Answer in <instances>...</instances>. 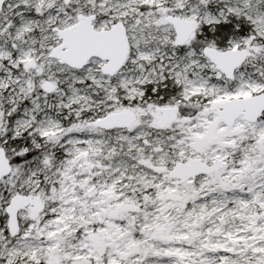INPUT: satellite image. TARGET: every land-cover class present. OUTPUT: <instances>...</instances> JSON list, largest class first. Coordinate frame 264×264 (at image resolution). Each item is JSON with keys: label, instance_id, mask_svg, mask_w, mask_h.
<instances>
[{"label": "snow or ice", "instance_id": "6c2138e0", "mask_svg": "<svg viewBox=\"0 0 264 264\" xmlns=\"http://www.w3.org/2000/svg\"><path fill=\"white\" fill-rule=\"evenodd\" d=\"M0 264H264V0H0Z\"/></svg>", "mask_w": 264, "mask_h": 264}]
</instances>
